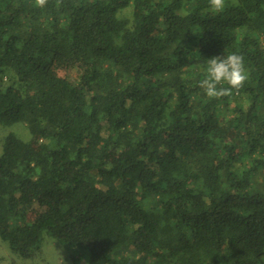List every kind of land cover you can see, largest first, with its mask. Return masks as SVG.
Returning a JSON list of instances; mask_svg holds the SVG:
<instances>
[{
	"label": "trees",
	"instance_id": "16d2710c",
	"mask_svg": "<svg viewBox=\"0 0 264 264\" xmlns=\"http://www.w3.org/2000/svg\"><path fill=\"white\" fill-rule=\"evenodd\" d=\"M228 53L249 79L210 99ZM18 122L29 141L0 139L16 255L48 232L88 264H264V0H0V127Z\"/></svg>",
	"mask_w": 264,
	"mask_h": 264
},
{
	"label": "clouds",
	"instance_id": "9594fccd",
	"mask_svg": "<svg viewBox=\"0 0 264 264\" xmlns=\"http://www.w3.org/2000/svg\"><path fill=\"white\" fill-rule=\"evenodd\" d=\"M35 4L44 7L47 0H35ZM209 7L212 12L221 13L226 7V0H209ZM248 79L244 57L237 53H228L208 59L206 76L199 81L198 86L208 98L220 99L233 95L234 90L239 92Z\"/></svg>",
	"mask_w": 264,
	"mask_h": 264
},
{
	"label": "rangeland",
	"instance_id": "374dc122",
	"mask_svg": "<svg viewBox=\"0 0 264 264\" xmlns=\"http://www.w3.org/2000/svg\"><path fill=\"white\" fill-rule=\"evenodd\" d=\"M11 128V129H10ZM13 131L25 141L32 137L24 123L18 122L7 128L0 127V139ZM1 146V144H0ZM38 211V206L34 207ZM32 214L29 215V218ZM0 263L1 264H88V255L82 249L70 247L53 238L48 232L44 233L43 244L40 251L31 257L23 258L12 252L9 243L0 237Z\"/></svg>",
	"mask_w": 264,
	"mask_h": 264
}]
</instances>
